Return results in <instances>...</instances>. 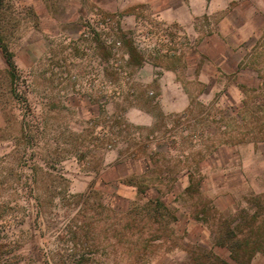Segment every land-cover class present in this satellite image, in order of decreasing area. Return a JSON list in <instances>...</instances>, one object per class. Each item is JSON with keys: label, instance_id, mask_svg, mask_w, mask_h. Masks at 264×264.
I'll return each mask as SVG.
<instances>
[{"label": "rangeland", "instance_id": "rangeland-1", "mask_svg": "<svg viewBox=\"0 0 264 264\" xmlns=\"http://www.w3.org/2000/svg\"><path fill=\"white\" fill-rule=\"evenodd\" d=\"M104 1L4 0L16 76L0 50V264H234L215 244L221 223L237 237L263 234L262 16L239 69L193 97L181 126L163 128L174 142L158 145L150 172L128 174L141 164L127 113L158 94L139 70L162 32L146 4ZM116 150L125 162H113Z\"/></svg>", "mask_w": 264, "mask_h": 264}, {"label": "crops", "instance_id": "crops-1", "mask_svg": "<svg viewBox=\"0 0 264 264\" xmlns=\"http://www.w3.org/2000/svg\"><path fill=\"white\" fill-rule=\"evenodd\" d=\"M93 1L107 5L104 0ZM113 1L120 7L146 4L151 16L159 22L156 30L166 36L162 38L161 34L150 44L153 56L139 70V74L146 73L157 80L158 94L147 106L136 104L127 113L129 121L135 127L130 138L135 141V145L131 147L134 150L133 159L141 164L139 168L127 173L144 175L155 166L152 156L158 154V145L172 143L175 137V129L162 131L163 128L171 127L176 121L180 125L186 113L196 109L191 104L193 97L213 94L217 84L215 80L239 69L240 63L246 58V51L242 53L240 49L251 46V38L263 31L264 0ZM256 14L262 16L261 26L253 24V16ZM130 17L134 18L133 15ZM170 35L176 38L172 41ZM172 45L180 50L183 46V50L177 54L173 51L175 55ZM158 48L162 53L157 52ZM188 80H195L198 88H190ZM209 80H212L211 84ZM145 135L147 138L143 137ZM144 141L148 143L147 151L150 152L147 156L140 150ZM124 158L119 150L114 151L111 157L113 162H125ZM106 163H103L105 167L98 172L100 178L104 177L105 170L109 168ZM189 173L188 170L182 172L186 176ZM122 176L120 173L117 175L118 178ZM119 185L123 189L126 186L123 182Z\"/></svg>", "mask_w": 264, "mask_h": 264}, {"label": "trees", "instance_id": "trees-1", "mask_svg": "<svg viewBox=\"0 0 264 264\" xmlns=\"http://www.w3.org/2000/svg\"><path fill=\"white\" fill-rule=\"evenodd\" d=\"M4 5V0H0V21L2 19L1 10ZM0 50L5 58L6 63L10 68V73L12 77H15V63L13 60V53L10 51L9 47L3 40V32L0 26ZM191 174V173H189ZM150 202H155L156 205L162 204L158 200H149ZM256 206L259 208L260 211H264V206L262 202L255 203ZM157 208V207H156ZM258 213V212H257ZM261 213V212H260ZM258 214H255L253 217V223H256V218ZM257 225L258 229L263 230L262 235H257L255 237H251L250 235H245L243 237H237V234L230 226V224L224 220V222L220 225V230L217 235L214 237L215 244L224 246L230 251V257L234 261V264H249L250 258L253 256L255 252H264V219ZM257 223V224H258ZM252 227H249V230H252ZM252 245V249L249 246ZM245 247V248H242Z\"/></svg>", "mask_w": 264, "mask_h": 264}, {"label": "built area", "instance_id": "built-area-1", "mask_svg": "<svg viewBox=\"0 0 264 264\" xmlns=\"http://www.w3.org/2000/svg\"><path fill=\"white\" fill-rule=\"evenodd\" d=\"M166 41H167V42L169 41L168 38H166Z\"/></svg>", "mask_w": 264, "mask_h": 264}]
</instances>
